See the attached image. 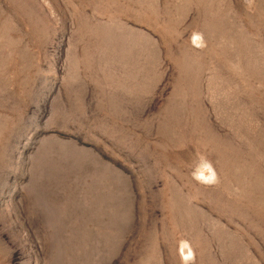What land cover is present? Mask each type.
Masks as SVG:
<instances>
[{
	"label": "rangeland",
	"instance_id": "374dc122",
	"mask_svg": "<svg viewBox=\"0 0 264 264\" xmlns=\"http://www.w3.org/2000/svg\"><path fill=\"white\" fill-rule=\"evenodd\" d=\"M183 241L264 264V0H0V264Z\"/></svg>",
	"mask_w": 264,
	"mask_h": 264
},
{
	"label": "clouds",
	"instance_id": "9594fccd",
	"mask_svg": "<svg viewBox=\"0 0 264 264\" xmlns=\"http://www.w3.org/2000/svg\"><path fill=\"white\" fill-rule=\"evenodd\" d=\"M245 6L251 10L254 0H244ZM192 43L198 47L202 48L205 46L202 34H194L192 37ZM207 173V174H206ZM193 179L198 183L212 185L218 183L217 174L209 162H202L198 168L192 173ZM188 249L187 254L185 255L183 250ZM180 257L181 264H195V252L190 247V242L183 241L180 247Z\"/></svg>",
	"mask_w": 264,
	"mask_h": 264
}]
</instances>
